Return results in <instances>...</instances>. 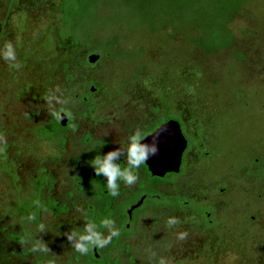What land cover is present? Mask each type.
Returning a JSON list of instances; mask_svg holds the SVG:
<instances>
[{
  "label": "rangeland",
  "instance_id": "obj_1",
  "mask_svg": "<svg viewBox=\"0 0 264 264\" xmlns=\"http://www.w3.org/2000/svg\"><path fill=\"white\" fill-rule=\"evenodd\" d=\"M61 1L0 0V49L11 43L17 57L0 58V251L8 253L5 264H84L73 261L76 242L68 239L81 224L80 208L58 218L43 214L38 224L12 213L20 199L31 195L34 155L46 156L52 143L36 136L37 126L62 109L79 128L70 144L90 131L117 146L135 124L151 120L152 112L162 108L157 90L163 77L175 96L191 90L192 107L185 98L181 104L173 100L186 118L195 112L210 120L213 155L200 161L192 177L197 192L188 183L182 190L215 206L218 227L206 229L186 213L170 228L160 223L138 231L126 242L130 249L123 245L113 255L121 257L118 264H264V0H246L230 24L233 45L210 54L179 30L200 8L214 11L217 0H187L185 6V0H83L64 29ZM70 28L77 30L78 49L62 39ZM96 39L118 44L110 56L84 67L82 61L97 54L87 48ZM184 68L193 73L181 74ZM90 82L97 92L89 90ZM46 166L60 177L58 190L68 189L64 163ZM216 182L217 188L206 186ZM24 229L49 250L5 240L6 232ZM22 248L29 249L26 256L19 255Z\"/></svg>",
  "mask_w": 264,
  "mask_h": 264
},
{
  "label": "flooded vegetation",
  "instance_id": "obj_2",
  "mask_svg": "<svg viewBox=\"0 0 264 264\" xmlns=\"http://www.w3.org/2000/svg\"><path fill=\"white\" fill-rule=\"evenodd\" d=\"M183 96H175L168 93L164 100L169 105L162 104L161 109L152 112L151 120L144 124H135L126 133L123 141L117 146L104 138L95 136L92 132H83L79 135L75 143L72 135L79 130L75 119L69 111L56 110L57 115H52L48 121L37 126L36 136L42 141H50L46 156L38 153L34 155L37 160L36 172L31 177V195L36 196L37 221L40 223L43 214H50L55 218L68 216L76 208L82 212L81 224L75 233L86 235L87 225L99 223L103 226L99 234L102 238L111 237L108 244L97 251V246H93V256L98 259H105L110 263L121 262V257L114 256L113 250L120 248L130 249L126 243L130 241L138 231L145 228H153L161 225L170 228L172 225L180 224L185 220V215L193 216L195 222L200 223L206 229L217 228L216 211L212 203H204L198 193L194 195L186 194L182 188L185 184L193 186V175L200 164V161L212 156V142L214 140L212 126L206 114L191 112L190 117L186 118L185 113L181 112V106H175L174 99L180 101ZM84 97V100H87ZM66 116L65 124L60 122V116ZM177 122L185 140L186 148L182 153L179 170L168 171L163 176L154 175L145 162L140 168L134 169L137 180L129 185L120 178L116 181L115 192L112 195L107 188V178L102 174H97L91 161L97 156H103L113 150L119 151V157L114 163L120 165L122 169L129 167L127 160L126 144L130 137L139 134L141 140L153 133L158 127L169 122ZM59 123L60 128L48 127L52 123ZM70 145L72 146L70 148ZM39 146V145H38ZM37 146V147H38ZM64 163L66 171V181L68 189L59 191L58 184L60 177L51 171L46 164ZM10 166V164H9ZM12 180H17L15 172L6 168ZM185 181V183H184ZM15 182V181H14ZM215 184L206 186L217 188ZM197 190L198 187H194ZM220 191L225 188L220 187ZM224 193V192H223ZM26 198L20 199L24 201ZM104 220L111 221L105 225ZM217 226V227H216ZM95 231V230H94ZM119 235L112 236V232ZM79 236L73 235L77 242ZM117 242L116 245H113ZM129 262H134V256L127 257ZM73 261L88 264L91 261L87 252L80 253L76 250Z\"/></svg>",
  "mask_w": 264,
  "mask_h": 264
},
{
  "label": "trees",
  "instance_id": "obj_3",
  "mask_svg": "<svg viewBox=\"0 0 264 264\" xmlns=\"http://www.w3.org/2000/svg\"><path fill=\"white\" fill-rule=\"evenodd\" d=\"M83 0H62L60 4V9L62 11V25L63 29L65 27H70L71 25V17L73 15V11L78 10L77 7L74 8V6L82 5ZM187 0L183 1V4L181 2L176 3L182 4L185 6ZM189 1V0H188ZM246 0H217L216 8L214 11H208L203 8H200V10H197V17H194L195 19H190L188 21H185L182 28L179 30L181 33L186 35L187 39L191 42V44L201 49L204 53L210 54V53H218L221 52L234 43V34L233 31L230 28V24L232 23L234 19V14H236L240 9L241 6H244L246 4ZM186 9V7H183ZM188 8V7H187ZM164 14H166L164 12ZM61 31V30H60ZM77 30H74L70 28V31L67 33L62 34V39H70L71 44L74 47L80 46V42L78 39V33ZM177 31V30H176ZM188 32L191 34H194L193 36H189ZM117 41H112L108 44H102L98 39L95 40V45H90L87 48L91 50L92 52H97L99 56H110L108 53L114 49V46H117ZM99 62V61H98ZM82 66L86 67L89 65V62L82 61ZM67 66V64H66ZM190 74L192 72V68H184L181 71V74ZM69 79H71L70 75H68ZM93 82H90L89 90L91 91V87H93ZM95 92L98 91V87H94ZM184 98L186 99L187 103L192 107L191 98L192 92L189 90V88H184ZM175 94L174 88L171 85H168L165 82V79L163 77L162 81L160 82V85L157 90V94H159V98L161 103L164 105H169L166 100H164V97L168 94ZM48 127L50 128H60L59 123H52ZM36 196L33 197H27L24 201H18L15 205V208L13 210V214L20 217L22 220L25 221H31L35 223L37 221V210H36V202H37ZM95 228L94 230L96 232H100V230L103 228V226L99 223H94ZM30 235L29 232L24 229L20 231H8L5 233V240L9 243H12L16 246H23L27 241L26 237ZM87 235V234H86ZM117 242H114L113 245H116ZM93 246L92 248L87 252L88 255L91 258L90 263L88 264H118V263H110L106 261L105 259L100 258L96 259L93 256ZM97 251H100V248L97 246ZM29 253L28 248H22L19 251L20 256H26ZM9 260L8 253L5 251H0V264H5L6 261Z\"/></svg>",
  "mask_w": 264,
  "mask_h": 264
},
{
  "label": "clouds",
  "instance_id": "obj_4",
  "mask_svg": "<svg viewBox=\"0 0 264 264\" xmlns=\"http://www.w3.org/2000/svg\"><path fill=\"white\" fill-rule=\"evenodd\" d=\"M0 58L5 61H16V50L11 43L4 45L0 49ZM51 97L49 98V101ZM51 105V104H50ZM57 115V113H53ZM127 148V160L129 167L127 169H122L119 164L114 163L119 157V151L113 150L106 153L103 158L97 156L91 161L94 171L99 175L102 174L107 178L108 184L107 188L110 190L112 195H116V181L118 178L123 180L125 183L131 185L137 180V176L134 174V169L140 168L151 156L156 155L157 148L154 144H149L143 142L140 135L137 133L130 137L126 144ZM105 225L111 223L109 220H104ZM44 225L40 224L38 227L39 232L44 231ZM87 235H81L78 233H70L68 239L72 240L73 235H78L79 238L75 244V248L80 253L88 252L92 245H96L99 248H103L104 245L108 244L111 237L102 238L101 235L94 231V225H87ZM119 235L118 232L113 231L112 236ZM27 242L32 243L33 251L47 252L49 249L46 243L42 239H33L31 235L26 237Z\"/></svg>",
  "mask_w": 264,
  "mask_h": 264
},
{
  "label": "water",
  "instance_id": "obj_5",
  "mask_svg": "<svg viewBox=\"0 0 264 264\" xmlns=\"http://www.w3.org/2000/svg\"><path fill=\"white\" fill-rule=\"evenodd\" d=\"M99 57V54H90L88 62L95 63ZM91 90L93 91L94 87H91ZM59 120L65 124L66 116L62 114ZM142 141L154 144L157 148L156 155L146 161L154 175L163 176L168 171L179 170L182 153L187 143L177 122L169 121L161 125Z\"/></svg>",
  "mask_w": 264,
  "mask_h": 264
}]
</instances>
